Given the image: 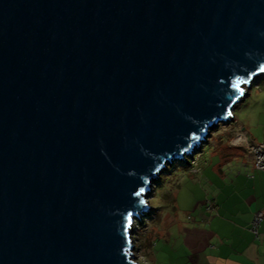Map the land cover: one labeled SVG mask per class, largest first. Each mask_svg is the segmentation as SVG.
Wrapping results in <instances>:
<instances>
[{"label":"water","instance_id":"water-1","mask_svg":"<svg viewBox=\"0 0 264 264\" xmlns=\"http://www.w3.org/2000/svg\"><path fill=\"white\" fill-rule=\"evenodd\" d=\"M264 74V0H0V264H141L152 182Z\"/></svg>","mask_w":264,"mask_h":264},{"label":"crops","instance_id":"crops-1","mask_svg":"<svg viewBox=\"0 0 264 264\" xmlns=\"http://www.w3.org/2000/svg\"><path fill=\"white\" fill-rule=\"evenodd\" d=\"M237 123L236 132L264 143L254 125ZM233 138L211 145L197 170L191 169L192 182L204 197L191 198L187 220L157 218L158 228L147 240L153 264H264V221L258 236L251 230L253 217L264 210V171Z\"/></svg>","mask_w":264,"mask_h":264},{"label":"rangeland","instance_id":"rangeland-1","mask_svg":"<svg viewBox=\"0 0 264 264\" xmlns=\"http://www.w3.org/2000/svg\"><path fill=\"white\" fill-rule=\"evenodd\" d=\"M243 91L244 97L235 106L230 118L210 128L209 135L190 155H186L185 159L167 163L166 168L152 182L148 194L149 209L136 219L133 228L136 244L134 255L141 264L154 263L152 255L148 252L147 240L151 239L152 231L158 228L157 218L165 220L164 218L167 217L166 221H168L170 217L176 216L185 222L189 213L188 208L192 204L191 198L197 200L204 197L202 191L199 195L200 190L192 182L193 173H191V169H197L195 164L199 165L203 151L209 150L211 145H218L222 139L231 137L235 138L233 139L237 146L245 148L244 145H239L240 141L236 139L240 133L235 130L237 121L249 127L254 125L252 129L255 135L260 137V141H264V74L255 78L250 85L244 84ZM181 249L182 247L179 251Z\"/></svg>","mask_w":264,"mask_h":264},{"label":"built area","instance_id":"built-area-1","mask_svg":"<svg viewBox=\"0 0 264 264\" xmlns=\"http://www.w3.org/2000/svg\"><path fill=\"white\" fill-rule=\"evenodd\" d=\"M236 139L240 141L238 142L239 145L241 144L245 146L248 154L253 159L255 167L261 171H264V143L247 140L240 133H238ZM195 165L198 166L197 163ZM213 207H214L213 203L209 202L208 209L211 210L213 209ZM263 221H264V210L257 212L251 222V230L256 236L259 235V229Z\"/></svg>","mask_w":264,"mask_h":264}]
</instances>
